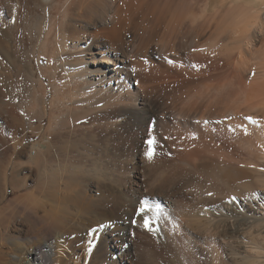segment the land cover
I'll return each instance as SVG.
<instances>
[{"label":"bare ground","instance_id":"obj_1","mask_svg":"<svg viewBox=\"0 0 264 264\" xmlns=\"http://www.w3.org/2000/svg\"><path fill=\"white\" fill-rule=\"evenodd\" d=\"M60 1L62 5V3H65L66 0H27L30 6L38 5L40 7L39 9L42 10L41 12L46 9L49 10V8L52 7L54 9V6L56 4H60ZM133 1L121 0V2H118L116 0H80L78 5L76 6L68 7L70 1H68L67 5H64L65 7L62 5L64 7L62 8V10H65L62 11L60 9L61 12H58L60 13V15H58L60 26L58 25V27L56 28L58 29L57 35H59V41L56 42L60 44V47H52V49L50 50L51 52L48 51L47 56L45 55L48 58L49 62L48 68L51 67L52 69V67L54 66L55 70L56 68H64L67 71L73 83L72 86L75 89V91H73L82 98L81 102L88 101L91 104L94 101L108 103L110 102L113 104V106H116L115 109H120L119 111L117 110V113H122L121 111L126 112L127 110H129L128 106L124 107L122 105L123 102H130L133 106L140 104L141 108L139 109V113L143 115L144 119H148L147 121H150V119L156 117L157 114H159V110L161 111L160 106H158L154 102L149 101L148 99L153 94L155 95V93L163 90H166V92L163 93H167V91H169V93L173 95L175 94L176 96H191L192 100H190L189 102H185L186 105L184 104L185 106L179 113L180 117L186 122L191 119V117L193 116L192 113H195L194 118H198L200 120H202V118L203 120H205V118H215L213 115L205 116L203 114L200 116L199 114L197 116L196 114V112H198L199 110V107H202L205 97H209L213 89H216L219 92L218 99L234 98L237 101H241L242 99L241 103L245 102V105H243V103H240L239 108L232 114H234L236 119L242 118L241 120H247L245 121V123L249 121L250 126L249 128L247 127L248 131L244 132L242 136L247 137L249 141L251 140L250 142L252 147L248 146V149L251 150L250 148H252V154L259 153L260 155L264 156V123L257 122L262 121V119L260 120V117L262 118L264 116V54L260 53L261 58L263 57V59L260 61V63L255 64L259 66L258 71L256 72L255 77H253V79H250L251 81L248 82V87L247 89H245L244 84L246 82V77L244 73L248 70L251 71V68L250 63H247L244 58V53H242L241 51L243 44L249 45L253 43L252 41L255 36H253V38L251 37V31L252 27H254V25L256 24V20H259L257 15L254 21L250 20L249 18L246 19L244 17L237 22L234 34L231 32V35H229V37L233 36L231 37L232 39H229L230 42L231 40L234 41L233 44H230L235 47L232 48L231 45H226L227 47L225 48H229L224 51H222L223 48L222 50H219L221 49L219 48V42H222L224 40V36H226H223L222 33H216L212 36L213 44L208 42L206 43V47H208L209 45L210 48L208 49L210 50H204L203 46L205 44H202L204 42L202 41V43H200V39H202L210 24L208 23L209 20L204 19L201 21V18L199 19V16L196 15L195 11L196 9H199V2L194 3V7L190 10L192 16L181 15L169 17V22L166 27V31L169 34L166 33L165 35L169 36V45L172 47L171 49H169V51H175V48L176 51H178L179 49L181 50V48H185L186 46L191 45L188 60L189 62H191V66L190 68L187 67V69L189 68L188 70H190V72H188L187 74L186 72L184 73L185 70L183 71L182 69L172 70L171 68H169V71H161L160 69H158V67L154 66L152 62L145 61L146 59L144 60V63L142 62V60H139L140 55L142 56L140 52L143 50V48H148L149 41H146L145 39L140 37V41L138 42L136 39L137 37L134 38L133 34L131 37L130 34L132 31V27L137 19L136 15L138 13V10L147 2V0H143V2L145 3L142 4H140L138 0ZM173 1L176 0H172V2ZM102 2H105V8H101ZM138 2L139 5L136 6ZM178 3L184 6V2L182 0H178ZM58 6L59 5H57V7ZM249 7L251 6H248V8ZM170 9L171 7L169 6V10ZM52 12L53 14H55L54 11ZM8 15L11 17L10 14ZM109 18L111 20L108 24L107 20H109ZM10 21L11 22L5 23L3 19H0V119H2L3 116L5 117L4 124H2L0 128V137L5 136V128L7 123L10 121L9 119L17 118L18 105L22 104L20 102L21 104L12 105L11 102L14 103L15 99L13 98L12 101L13 96H11V92L9 93V86H11L9 84H11L12 82L16 84L15 82H18L15 81L17 77H15L16 79L14 78L15 70L14 72L12 70L14 66H11V68L9 67L10 64L8 65V60H16L15 58H13L15 53L12 52L11 48L10 50L7 47L6 41H3V39L8 41V38H4V34L7 33L5 31L6 27H9L11 29L15 27L12 26L11 19ZM18 23L24 24L21 21ZM21 24L18 25V28L19 26H21ZM10 25L12 27H10ZM186 25L191 26L190 28H193V30H191L193 32H198V34L193 36L192 38L190 36L191 32H188V30L185 31ZM52 30L50 29L51 32ZM27 32L29 33V31ZM60 35H62L61 37L65 38V40L60 38ZM185 38L187 39V42L185 44H181ZM210 40L208 41L211 42L212 40ZM69 44H71L72 47H70ZM72 50L73 52H71ZM235 50L236 52H238V57L240 55L239 59L237 60L238 62H234V58L235 56H237ZM46 51H41V53H46ZM145 53L148 52L145 51ZM43 55H41L40 57V62H43ZM177 59L181 58L179 57ZM189 73L192 74L190 75V77L188 76ZM155 76L157 77V79L155 78ZM186 77L190 79L192 78L193 80L196 79L197 82L193 84L192 81L190 79L187 80ZM13 79L15 80L12 81ZM127 80H133V82L136 81L138 89H134L133 91V83H130L129 85L127 83ZM194 86L196 88H198L197 86L203 87L204 90L202 91L199 90L198 92L197 89V94H200L199 96L194 97V94L192 96V93L195 90ZM11 89L13 90V88ZM15 90L17 91V89ZM61 92L63 93V91ZM244 93L246 98L245 101L243 100ZM82 95L84 96V98L82 97ZM165 96L167 95L165 94ZM34 99H36V96L34 97ZM37 99H39V97ZM33 101L35 102V106L39 105L36 104L37 101ZM29 104L32 103L30 102ZM89 105L90 104H88V106ZM110 108L107 107L108 110H110ZM107 109L105 108V110ZM249 117H251V119H248ZM50 120H52V118H50ZM209 121L211 120L201 122V125L204 128H186L189 131V134L186 130L185 132H187L188 136L185 138V141H187L193 147L191 148V146L189 145L190 147H187L188 152L185 151V153H178L179 151H176V162L173 161L174 163H172L171 161L172 164H169V169H171V171L168 172L165 169V171L169 174V199L165 200V203L166 205H169V222L171 220L172 224H174L170 225L169 223V264H227V260L225 259V262V260L223 259V253L225 252L227 253V255L225 254L227 258L233 260L234 264H243L250 258L249 255H247L248 253L246 248L241 245V242H239V240L241 241L245 239V233H243L242 229L246 224L240 223L237 228H233V226H235V223L232 226L229 222V218H235V215H233L235 214L233 213L234 209L228 210V215H224L222 214V212L216 213L214 211H211L210 206L214 204L215 199L211 200V196L210 199L208 197L210 192L223 193L224 195L227 194V192H231V186L235 183H241V186L243 185L245 189L248 186V190L251 188L252 192L254 190H252V184L246 182V180L249 178V176H246L247 171L237 169L236 167L235 169L231 165V163L234 161V158L236 157L233 153L234 149L232 147V143L234 142V136L237 135V131L240 130V128H237L236 125V128L231 129H235L234 132L231 131L233 133L232 134L229 132H225L222 127L215 128V125L217 124H212ZM253 121H255V123H253ZM230 122L233 121L230 120ZM181 124H183L182 120ZM90 125L93 126V124ZM189 125L190 124L188 123L187 126L190 127ZM245 125L240 126L244 127ZM112 128H114V126ZM182 130L184 129L182 128ZM60 137L58 136V138ZM247 138L246 140H248ZM206 139H208L207 143L204 142V140ZM53 141L54 143L50 142L49 139L46 138V140H44L43 142H38L32 147V149H36L39 151V161L35 163V165H37V170L42 173V176L39 178V180H37L38 183L36 182L37 185L33 187H30L31 185L28 186L26 180L22 179L20 181L15 177V173L17 174V171L21 165L19 164V162H17V160L14 161L12 156L15 154L14 150H17L19 144H17L16 142H13V144L10 143L13 145L14 149H12V153V151L9 150L10 148H7L5 142L0 141V264H65V262L68 260V255L71 254L70 249L72 245L70 243L71 241L69 242V236H78L81 230L85 232L84 229L89 231V229L93 228V226H97V236L101 237L105 226L107 225L108 221H110L109 218L112 217L119 219L125 216V224L122 228L123 230H125V227L130 224L136 208H140L144 204L143 202L140 203L141 199L144 196V194L140 191L138 200H131L127 198L118 200L117 196L119 194L116 197L113 196V193L108 195L107 193L109 190H107L106 187H104L105 190L101 191V194L99 193L100 191L98 188L97 194L99 193L100 199H93L90 195L86 194L83 187H81L83 190L78 189L80 186L79 182L77 181L78 179L74 175H69V173L65 171L68 166H66L64 162L68 164V161H62L60 155L57 153V146L60 142L57 144V139ZM249 141L248 143H250ZM54 144H57L56 148H54ZM236 145L240 146L241 143L240 145L239 143H237ZM58 147L61 148L60 146ZM238 148L240 149V147ZM189 149L192 150L189 151ZM64 153H66V151ZM35 154H37V152H35ZM33 155H31L29 159L32 163ZM200 163H210V165H212L211 168H209L210 170H208L207 167L205 171L203 170L206 177V180L203 181H201L199 177L195 178L197 176L195 175V173L193 174V169L197 168ZM217 164H222L224 165V167L228 165V167H226L227 170L223 172L217 171L220 169H218V167L217 169L216 167H214V165L216 166ZM199 176H202V174ZM162 177H164V175H162ZM138 180H140V183L141 181H143L141 177H138ZM117 183L119 182H115V184ZM177 184H180L182 187L180 186L181 188H178V186H176ZM192 185L197 189H202V192L206 190V194L208 196L204 198L201 197L202 199H200V201H198L197 203L191 201L189 202V200H187V193H185L182 188L186 187V189H188L187 187H190ZM137 186H140V184ZM245 189H243V187L241 188V190H238V188H234V190L242 191L243 193L246 191ZM10 191L27 192L9 199L8 196ZM103 192H107V195ZM226 198H228V194L226 195ZM247 201L249 202V204L245 203L244 207L248 210L251 209L253 211L254 209V211H256L255 207H264V198L259 194L250 195ZM174 208L178 209H176V213H174ZM137 212H139V210ZM139 214L142 221L145 222L150 220L151 226L155 224H153V221L155 220V214L153 212L148 211L145 214H141L139 212ZM258 222L259 221L254 220L251 228H260L262 223L260 222V224ZM236 224H239V222H236ZM175 225L177 227H172ZM179 229L186 231L187 234L190 235L188 243L191 246L190 249L192 250V254H190L189 257L188 255L187 257L184 255L187 252L182 254L184 256H182L181 253L179 254L178 249L176 248L177 246L175 247V245H173L174 242L177 241L178 235L176 236L175 234H177L176 232ZM172 230H174V233L172 232ZM85 234H87V232ZM207 238L212 242V246H214V248L211 247L212 249L208 250V248H206L207 246L205 247L204 244H202V246L204 245V248H202L198 246L199 244L196 245L194 243L199 239L203 242V240H207ZM250 242L251 244H253L252 246H255L257 248L256 250L261 248L259 247V242L257 241V239L250 238Z\"/></svg>","mask_w":264,"mask_h":264},{"label":"rangeland","instance_id":"obj_2","mask_svg":"<svg viewBox=\"0 0 264 264\" xmlns=\"http://www.w3.org/2000/svg\"><path fill=\"white\" fill-rule=\"evenodd\" d=\"M66 1L65 3L63 2L62 5L63 6L67 5L68 1H70L69 3L70 5L68 4V7L76 6L80 2V0L78 1L66 0ZM116 1L121 2V0H116ZM138 1L140 2V4L145 3L143 2V0H138ZM182 1L184 2V6L180 5L178 3V0L173 2L172 0H147V2L142 7L139 8V10L137 9L138 10V13L136 15L137 19L132 27V31L130 35L132 37L133 34L134 38L137 37L136 39L138 42L140 41V37H142L146 41H149L148 48L147 49L143 48V50L140 52L142 56L140 55L139 60H142V62L144 63V60L146 59L145 61L152 62L154 66L158 67V69H160L161 71H166V70L169 71V68H171L172 70L175 69H182L183 71L185 70L184 73L186 72L187 74L188 72H190V70L188 69L191 66V62H189L188 60H189V52L191 50L190 47L191 45H188L185 48H181V50L179 49L178 51H176V48L175 51H169V49H171L172 47L169 45V36H165V35L166 33L169 34L166 31V27L169 22V17L181 16V15L192 16L190 10L194 7V3L196 2L200 3L199 9H196L195 11L196 15L199 16V19L201 18V21L204 19L209 20L208 23L210 24V26L206 24L208 28L204 33L202 39H200V43H202V41L204 42L202 44H205L203 47L204 50L206 51L210 50L208 49L210 48L209 45L208 47H206V43L208 42L213 44L212 36L215 35L216 33L218 34L222 33L223 36L224 35L228 36V37L224 36V40L222 42H219L220 44L219 48H221L219 50H222V48H223L222 51L227 50L229 47L228 48L225 47L233 44L234 42L233 40H231L230 42L229 38L233 36L229 37V35H231V32L234 34V30L236 28L237 22L244 17L246 19L249 18L250 20L254 21L257 15L259 20H256V24L254 25V27H252V31H251V37L253 38V36H255L252 41L253 43L249 45L243 44L241 50L242 53H244V58L247 61V63H250V68H251V71L248 70L244 73L246 77L244 88L247 89L248 82L251 81L250 79H253V77H255V74L258 71L259 66L255 64L260 63V61L263 59V57L261 58L260 53L264 54L263 53L264 0H182ZM0 2L2 4V6L0 4V19L1 20L3 19L5 23L11 22L10 21L11 19L12 26L13 27L15 26L17 28L16 29L14 27L15 29L14 28L11 29L9 27H6L5 31L7 33L5 32L6 34H4V38H8V41L4 39L3 41L4 42L6 41L7 47L9 49L11 48L12 52L15 53V54L13 53L14 54L13 58H15L16 60H13L14 62L11 61L12 59L8 60L9 62L8 65L10 64L9 67L14 66L13 68L11 67L13 72L15 70L14 78L17 77V79H19L17 80L15 78L16 80L15 79L12 80V81L14 80L18 81L15 82L16 84H14V82L9 84L11 85L9 86L10 87L9 93L11 92L10 94L11 96H13L12 101L13 98L15 99V101L20 99V97L21 99L18 100L19 103L18 101L16 102L14 101V103L13 102L11 103L12 105H18L22 103L21 104L22 106L18 105L17 118L9 119L10 121L8 120L10 123L8 122L6 125L5 136L0 137V141L5 142L7 148L8 149L10 148L9 150H11L12 153L14 150L12 145L13 142L19 144L17 150H14L15 153L13 155L14 157L12 156L13 160L14 161L17 160V162H19V164L21 165L17 171V174L15 173L16 179L20 181L22 179L26 180L28 186L31 185L30 187L36 186L38 183L37 180H39V178L42 176V173H40V171L37 170V165H35V163L39 161V151L36 149H32V147L34 144L38 142L41 141L43 142L44 140H46V138L49 139V141L52 143H54L53 140L57 139L58 140L57 144L60 142L58 146H60L61 148H59L57 144H54V148H56L57 146L59 152L57 150L56 151L60 155L62 161L63 160L68 161V164L64 162V164L68 166V168L65 171L69 173V175H74L78 179L77 181L80 184L78 189H82L81 187H83V189H85L84 191L86 192V194L90 195L93 199H100L99 193L101 194V191L105 190L104 187H106V189L109 190L108 193L106 192L108 195L113 193V196L116 197L119 194L117 196L118 200L119 199L122 200L126 198L131 200H138L139 191H140L141 193L144 194L140 203L146 202L147 205L151 207L150 211L155 214V220L153 221V224L154 223L155 224L152 226L150 224H145V222L142 221L141 216H139L140 215L139 212H137L139 208H136V211L132 216V220L130 224H128L127 227H125V230H123L122 228L124 227L125 224L124 220L126 217L123 216L119 219L112 217L109 218L110 221H108L107 225L105 226L103 234H101V237L97 236V230H98L97 226L95 227L93 226V228H90L89 231L92 230L91 232L84 229L85 232L81 230L78 236H69L68 239L69 242L71 241L70 243L72 245L70 249L71 254L68 255V260L65 262V264H169V255H170L169 254V223L170 225H174V224H172L171 220L169 222V205H166L165 203V200L169 199V188H168L169 174L166 171L168 172L171 171V169H169V164L176 162L175 161L177 154L176 151H179L178 153H185V151L188 152L187 147L190 144L187 141H185L186 140L185 138L188 136L187 132H185L187 130L186 128H204L201 125L202 124L201 122L208 120H211L209 122L212 124L214 123L217 124L215 125V128L222 127L225 132H229V133L234 132L235 129L234 130L231 129L236 128V125L237 128L238 127L240 128V130L237 131V135L234 136L235 137L234 142L232 143V147L234 149L233 153L234 156L236 157L234 158V161L232 160L233 162L231 163V165L233 166V168L236 167L237 169H242L244 171H247L246 176L247 177L249 176V178L246 180V182L252 185H254L255 183L254 186L251 185V187H253L252 190L253 189L254 190L252 192L251 188L248 190L249 188L248 186L245 189L243 185L241 186V183H235L236 185L234 184L231 186L230 189L231 192L229 193L227 192L228 198H231L232 200L226 198L227 194L224 195L223 193L208 192L209 193L208 196L206 194V190L205 191L203 190L205 192L204 195L202 189L201 190L197 189L195 186H193L194 184L192 186L195 188L190 186L187 187L188 189L184 187L182 188V190H184V192L187 193L186 194L187 200H189V202L191 201L197 203L198 201H200V199L206 196H208L210 199L211 196L212 198L211 200L214 199L215 200H214V204L210 206V209L211 211H214L216 213L222 212V214L228 215V210L234 209L233 213L235 214L233 215H235L234 216L235 218L232 219L229 218V222L232 226L235 223V226H233V228H237L238 225H240V223L246 224L243 226L242 229L243 233H245V239L241 241L239 240V242H241L242 243L241 245L246 248L248 253L246 254L249 255L250 258L246 260V262L243 264H264V221H262L264 220V207H259V208L255 207L256 211H254V209L253 211L251 209L248 210L244 207L245 203L249 204L247 200L249 199L250 195L259 194L261 197L264 198V179H263L264 156L260 155L259 153L252 154L251 153L252 148H250L251 150L248 149L249 147H252L250 142L251 140L249 141L247 137L242 136L244 132L248 131V128L250 126L249 121L245 123V121L247 120H241L242 118L236 119L234 114H232L233 112H236V110L239 108L242 99L241 101H237L234 98L218 99L219 92L216 89H213L211 95L209 97H205L202 107L201 108L199 107V110L198 112H196V114L197 116L199 114L200 116L203 114L205 116L213 115L215 118H210V119L205 118V120H203L202 118V120H200L198 118H194L195 113H192L193 116L191 117V119L188 120V122L184 121L180 117L179 113L182 110V108L186 105L185 102H189L190 100H192L191 96H186V97L176 96L175 94L173 95L169 93V91H167V93H163L166 92V90L155 93V95L153 94L148 99L149 101L154 102L161 107V111L159 110V114H157L156 117L150 119V121H147L148 119H144L143 115L139 113V109L141 108L140 104L133 106L132 103L130 102H123L122 105L124 107L128 106L129 110H127L126 112L121 111L122 113H117V110L119 111L120 109H115L116 106H113V104L110 102L108 103V102L94 101L92 102V104L89 103L87 100H86L87 102H81L82 98L79 95H77L76 92H74L75 89L72 86L73 83L67 71L64 68H56L55 70L54 66L52 67V69L51 67L48 68L49 62H48V58L46 57L47 52L50 51L54 46L60 47V44L56 42L59 41V35H57L58 29L56 28L58 27V25L60 26L59 16H58L60 15V13L58 12H61L60 9L62 10V8L65 7L61 5V1L60 4H56L54 6V9L52 7L49 8V10L48 9L44 10L43 12H41L42 10L39 9L40 7L38 5L30 6L27 0H0ZM139 2L138 4H136V6L139 5ZM57 5L59 6L57 7ZM169 6L171 7L170 10H169ZM248 6L251 7L248 8ZM103 7L104 8L106 7L105 2H102L101 8ZM52 11H54L55 14H53ZM8 14H10L11 17ZM15 20L17 21V23L20 21L24 23V24L20 23L21 26L23 27L19 26L18 28V25L20 24L18 23L17 25ZM110 20H111L110 18L109 20H107L108 24L110 23ZM12 26L10 25V27ZM190 27L191 26L186 25L185 31L188 30V32H191L190 36L193 38V36L197 35L198 32L196 31L193 32L192 31L193 28ZM50 29L51 30L53 29L55 32L53 30L51 32ZM27 31H29V33ZM61 36L62 35H60V38H62ZM62 39L65 40V38ZM208 40H210L211 42H209ZM186 42L187 39L185 38L181 44H185ZM69 46L72 47L71 44H69ZM231 47L234 48L235 46L231 45ZM41 51H46V53L42 52L43 54L45 53L43 55ZM145 51L148 53H145ZM71 52H73V50ZM236 54L237 56H235L234 62H236L240 57V55L238 57V52H236ZM41 55L44 56L43 62H40ZM179 57L181 59H177ZM252 64H254L255 66ZM187 67L189 68L187 69ZM17 70L20 71L21 73L18 72ZM46 71L48 72V74ZM17 75L18 76L21 75V76L18 77ZM190 75L192 74L189 73L188 76L190 77ZM156 76L155 78L157 79ZM188 79L190 78H187V80ZM190 80L192 81L193 84L197 82L196 79L193 80L191 78ZM127 83L129 85L130 83H133V87L131 86L133 91L134 89L135 90L138 89L136 81L133 82V80L132 81L127 80ZM197 87L198 88L195 87V90L192 93V96L193 94L195 95L194 97L200 95L197 94L199 90L200 91L204 90L202 86H197ZM11 88H13L14 91ZM15 89H17L18 92ZM61 91H63V93ZM165 94L167 96H165ZM169 94H171L172 96ZM34 95L36 96V99H34L35 97ZM38 97L39 99H37ZM76 97H78L79 100ZM82 97L84 98L83 95ZM32 99L37 101L36 104L39 105L35 106V102ZM243 100L244 101L246 100L245 93L243 94ZM30 102L34 105L29 104ZM242 103L243 105H245V102ZM88 104L90 105L88 106ZM107 107L110 108V110H108ZM105 108L107 110H105ZM100 110L102 113L100 112ZM50 118H52L53 121L50 120ZM261 119L262 121H257V122L264 123V116L262 118L260 117V120ZM181 120L183 124H181ZM230 120L233 121L234 123L230 122ZM4 121H5V117L3 116L2 119H0V128L1 125L4 124ZM243 122L248 126H246ZM188 123L190 124L189 125L190 127L187 126ZM90 124H93V126ZM240 125L241 126L245 125V126L241 127ZM111 126L112 127L114 126V128H112ZM245 127L246 128L248 127L247 130ZM182 128L184 130H182ZM83 132L85 135L83 134ZM58 136L60 138H58ZM153 138L155 139V157L154 159L149 160L145 155V153L149 149V145L147 143L148 140ZM246 138L248 140H246ZM207 141L208 139L204 140L205 143H207ZM248 141L250 143H248ZM237 143H239V145L241 143V145L237 146L236 145ZM190 146L191 148L193 147L192 145ZM238 147H240V149ZM63 148L66 150H64ZM191 150L192 149H189V151ZM65 151L66 153H64ZM35 152H37V154H35ZM64 154H67L68 156ZM31 155H33L32 156L33 163L30 162L29 160ZM211 166L212 165H210V163L209 164L200 163L197 166V168L193 169V174L195 173V175L197 176L195 178L199 177L201 181L206 180L204 171L207 168L208 170H210L209 168H211ZM214 167H216V169L217 167L218 169L220 168L217 171L223 172L227 170L226 167H228V165L224 167V165L222 164L221 165L217 164L216 166L214 165ZM201 174L202 176H199ZM162 175H164L165 178L162 177ZM203 175L205 178L203 177ZM138 177L142 178L143 181H141V183L140 180H138ZM114 181L119 183L115 184ZM139 184L140 186H137ZM176 186H178V188L182 187L180 184H177ZM242 187L243 189L246 190L244 193L242 191L234 190V188L236 189L238 188V190H241ZM98 188L100 192L98 191L99 193L97 194ZM24 192L27 191H23V192L10 191L8 198L10 199L19 194H23ZM103 193L106 194L105 192ZM231 194L234 197H232ZM176 209L177 208H174V213L177 212L178 209L177 210ZM254 220L259 221L258 223L260 222L262 223L260 228L257 229L251 228L252 224L254 223ZM236 222H239V224H236ZM172 227H177V226L175 225ZM86 232L87 234H85ZM172 232L174 233V230H172ZM185 232L186 231L182 229H179L176 232L177 234L175 235L176 236L178 235L177 241H175L173 245H175V247L177 246L176 248L178 249L179 254L181 253L182 255L185 252H187L184 255L186 257L188 255L189 257V255L192 254V250L190 249L191 246L188 243L190 239L189 238L190 235L187 234V232L186 233ZM250 238L257 239V241L259 242V247L261 248L256 250L257 248L255 246H252L253 244H251ZM194 243L196 245L199 244L198 246L202 248H204L203 246L205 245V247L207 246L206 248H208V250L214 248V246H212L213 245L212 242L208 238L207 240L204 239L203 242L202 240L199 239ZM202 244L204 245L202 246ZM183 246L187 248L185 249ZM223 254H224L223 259L227 260L228 262L227 264H231V263L234 264L233 260L227 258L226 252Z\"/></svg>","mask_w":264,"mask_h":264},{"label":"snow or ice","instance_id":"obj_3","mask_svg":"<svg viewBox=\"0 0 264 264\" xmlns=\"http://www.w3.org/2000/svg\"><path fill=\"white\" fill-rule=\"evenodd\" d=\"M248 119H251V117H249ZM253 123H255V121H253ZM148 145H149V149H148V151L145 153V155L147 156V158L149 159V160H152V159H154V157H155V139L153 138V139H149L148 140ZM233 199H235V198H233ZM151 209H150V207L147 205V203L145 202L140 208H139V212L141 213V214H145V213H147L148 211H150ZM145 223L146 224H151V221L150 220H148V221H145Z\"/></svg>","mask_w":264,"mask_h":264}]
</instances>
